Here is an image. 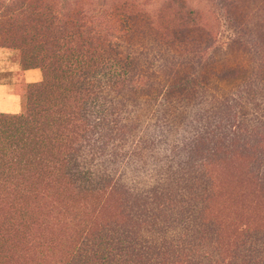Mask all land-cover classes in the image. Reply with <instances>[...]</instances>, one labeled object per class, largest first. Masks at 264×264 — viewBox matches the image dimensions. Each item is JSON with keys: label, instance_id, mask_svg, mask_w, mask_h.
<instances>
[{"label": "trees", "instance_id": "1", "mask_svg": "<svg viewBox=\"0 0 264 264\" xmlns=\"http://www.w3.org/2000/svg\"><path fill=\"white\" fill-rule=\"evenodd\" d=\"M0 264H264V0H0Z\"/></svg>", "mask_w": 264, "mask_h": 264}, {"label": "rangeland", "instance_id": "2", "mask_svg": "<svg viewBox=\"0 0 264 264\" xmlns=\"http://www.w3.org/2000/svg\"><path fill=\"white\" fill-rule=\"evenodd\" d=\"M237 9L245 10L255 8L260 0H236ZM24 72L19 65L15 52L0 49V83H5L14 91L22 94L24 85L21 83ZM19 85V86H18Z\"/></svg>", "mask_w": 264, "mask_h": 264}, {"label": "crops", "instance_id": "3", "mask_svg": "<svg viewBox=\"0 0 264 264\" xmlns=\"http://www.w3.org/2000/svg\"><path fill=\"white\" fill-rule=\"evenodd\" d=\"M41 80L42 72L39 69H32L24 72L21 83L33 84ZM21 102L20 93L14 91L7 84L0 83V113L19 114L22 109Z\"/></svg>", "mask_w": 264, "mask_h": 264}]
</instances>
